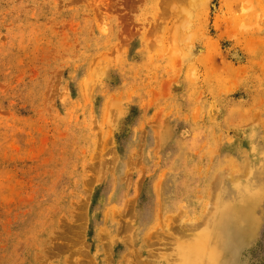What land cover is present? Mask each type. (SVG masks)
<instances>
[{
	"label": "rangeland",
	"instance_id": "rangeland-1",
	"mask_svg": "<svg viewBox=\"0 0 264 264\" xmlns=\"http://www.w3.org/2000/svg\"><path fill=\"white\" fill-rule=\"evenodd\" d=\"M263 170L264 0H0V264H264Z\"/></svg>",
	"mask_w": 264,
	"mask_h": 264
},
{
	"label": "bare ground",
	"instance_id": "bare-ground-1",
	"mask_svg": "<svg viewBox=\"0 0 264 264\" xmlns=\"http://www.w3.org/2000/svg\"><path fill=\"white\" fill-rule=\"evenodd\" d=\"M262 170V169H261ZM264 171V170H263ZM262 171V172H263ZM261 172V173H262ZM235 173V172H234ZM258 175V174H257ZM260 175V174H259ZM264 176V175H263ZM219 180V179H218ZM217 180V181H218ZM221 181V178H220V180L218 181V182H220ZM258 181V177H256V178H252V180H251V183L252 184H255L256 182ZM220 183H222V182H220ZM220 183H218L217 184V188H218V185H221ZM220 187V186H219ZM223 187V186H222ZM244 187V186H243ZM216 188V189H217ZM213 189H215V188H213ZM217 190H219V188L217 189ZM216 190V191H217ZM231 190V189H230ZM245 189L243 188V189H241V188H238L236 191H235V193L232 195L233 197H229V196H227V197H222V198H220V199H218L217 200V198H216V200H217V202H216V204H215V206H216V217H215V221H216V223L218 224V225H220V224H229V223H231V222H234L236 219H238L239 218V216H240V214L243 212L242 210H245L246 209V212H247V210H248V208H246V206L245 205H249L250 204V201H252V199L251 198H249L248 197V199H247V196H246V194H245ZM222 192V191H221ZM257 193V192H256ZM223 194V193H222ZM230 194V193H229ZM254 194V193H253ZM258 194V193H257ZM250 194H248V196H249ZM255 195V194H254ZM216 197H218V196H216ZM255 197V196H254ZM238 198H242V206L241 207H243L242 208V210H240V208H238V207H240V204L237 202L236 203V199H238ZM252 207V206H251ZM248 214H250V213H248ZM169 218V217H168ZM208 219V218H207ZM200 226V225H199ZM156 231V230H155ZM192 231V230H191ZM153 233V232H152ZM190 234H192V233H190ZM154 235V234H153ZM210 236V235H209ZM201 237V242L202 241H205L206 239H207V237H208V235L206 234V235H203V236H200ZM212 238V237H211ZM152 239V238H151ZM156 240V239H155ZM230 241H232L233 243H230L231 244V246L230 245H224L223 244V246H222V249L223 250H227V251H231V248H232V245H234L235 244V240H234V238H232L231 237V239H229ZM190 253V252H189Z\"/></svg>",
	"mask_w": 264,
	"mask_h": 264
}]
</instances>
